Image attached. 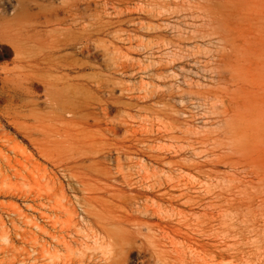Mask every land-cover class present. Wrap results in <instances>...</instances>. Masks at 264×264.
Segmentation results:
<instances>
[{
    "label": "rangeland",
    "instance_id": "obj_1",
    "mask_svg": "<svg viewBox=\"0 0 264 264\" xmlns=\"http://www.w3.org/2000/svg\"><path fill=\"white\" fill-rule=\"evenodd\" d=\"M117 3L118 134L0 120V264H264V0Z\"/></svg>",
    "mask_w": 264,
    "mask_h": 264
},
{
    "label": "bare ground",
    "instance_id": "obj_2",
    "mask_svg": "<svg viewBox=\"0 0 264 264\" xmlns=\"http://www.w3.org/2000/svg\"><path fill=\"white\" fill-rule=\"evenodd\" d=\"M117 2L0 0V120L49 146L93 124L118 134L124 53ZM157 4L164 12L167 0ZM92 89L105 90L107 98L91 101ZM107 159L88 149L71 161L102 164Z\"/></svg>",
    "mask_w": 264,
    "mask_h": 264
}]
</instances>
